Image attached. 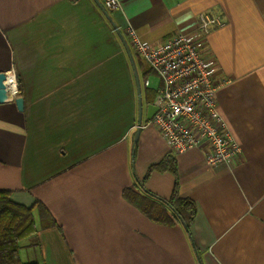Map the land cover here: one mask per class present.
Masks as SVG:
<instances>
[{
  "label": "crops",
  "instance_id": "0c3cea01",
  "mask_svg": "<svg viewBox=\"0 0 264 264\" xmlns=\"http://www.w3.org/2000/svg\"><path fill=\"white\" fill-rule=\"evenodd\" d=\"M201 13L224 23L209 34L205 55L218 67L219 118L242 152L210 166L193 149L173 155L177 175L148 176L171 153L146 121L153 88L141 89L138 128L135 74L114 24L126 40L132 28L158 43L195 31ZM108 14L95 0H0V72H15L24 99L23 111L0 104V190L48 210L47 228L34 210L38 232L21 241V260L264 264V0H120ZM137 179L165 199L178 182L197 207L192 240L182 225L155 223L124 199L128 188L144 192Z\"/></svg>",
  "mask_w": 264,
  "mask_h": 264
},
{
  "label": "built area",
  "instance_id": "2783aa9c",
  "mask_svg": "<svg viewBox=\"0 0 264 264\" xmlns=\"http://www.w3.org/2000/svg\"><path fill=\"white\" fill-rule=\"evenodd\" d=\"M103 7L115 11L120 0H104ZM199 24L190 33H180L163 42L149 44L128 29L131 47L150 73L159 78L154 105L153 123L174 156L200 149L210 166L235 160L242 152V143L230 125L219 118L217 109L218 67L205 55L206 40L213 28L224 25L219 17L201 13ZM11 97L18 96L17 75L7 74ZM148 77L144 81L150 87Z\"/></svg>",
  "mask_w": 264,
  "mask_h": 264
},
{
  "label": "trees",
  "instance_id": "16d2710c",
  "mask_svg": "<svg viewBox=\"0 0 264 264\" xmlns=\"http://www.w3.org/2000/svg\"><path fill=\"white\" fill-rule=\"evenodd\" d=\"M144 70V76L147 77L150 71L147 68ZM20 87L18 81L17 88L21 96ZM153 102L154 100H150V103ZM177 170L176 159L169 154L160 163L151 166L147 172L148 176L154 171L177 175ZM136 183L135 185L140 186L144 192L139 191L135 186L128 188L124 191V199L136 206L155 223L167 226L182 225L192 240L191 227L197 215V207L192 199L180 196L178 182L175 183L176 186L169 199L158 197L146 190L139 179ZM11 197V191L0 190V264H39L38 262L23 263L19 255L20 244L22 240L38 232L34 210H39L38 215H40L44 228H47L43 219L47 216L48 210L39 201H36L34 206L28 207L13 201ZM194 250L196 252L195 248Z\"/></svg>",
  "mask_w": 264,
  "mask_h": 264
},
{
  "label": "water",
  "instance_id": "95a60500",
  "mask_svg": "<svg viewBox=\"0 0 264 264\" xmlns=\"http://www.w3.org/2000/svg\"><path fill=\"white\" fill-rule=\"evenodd\" d=\"M96 3L99 4V8H101L104 13L109 17V19H111L110 15L108 14L107 10L105 9V7H103L104 5L99 1V0H95ZM115 26V29L117 30L116 32L119 34L123 44L124 45V48L128 54V58H130V62L132 64V67L134 70V74H135V79H136V84H137V89H138V95L139 96V117H138V128L142 127L143 123H144V112H143V98H142V92H141V84L139 83L140 82V78H139V74H138V70L137 69V66H136V62H135V59L133 58V54L131 52V48L129 47V45H127V42H126V39L124 38V35L120 32L119 28L114 24ZM8 73L6 72H0V104H4L6 102H9L10 100L14 101L15 104L17 105L18 109L20 111H23L24 109V99L21 97V96H18L16 98H10L11 95H10V92H9V89L7 88L8 87V76H7ZM147 108V115H146V121H149L153 118V116L155 115V113L157 112V108L155 107L154 103H150L148 104V107ZM140 130H138V132L136 133V138H135V142L138 141L139 139V136H140Z\"/></svg>",
  "mask_w": 264,
  "mask_h": 264
},
{
  "label": "rangeland",
  "instance_id": "374dc122",
  "mask_svg": "<svg viewBox=\"0 0 264 264\" xmlns=\"http://www.w3.org/2000/svg\"><path fill=\"white\" fill-rule=\"evenodd\" d=\"M101 3H104V0L101 2ZM108 12H110L109 10H107ZM92 32L93 33H103L104 31L102 30V29H100V28H98L97 29V31H96V29L94 28V27H92ZM128 29H132V28H127V30ZM133 30V29H132ZM127 34V33H126ZM124 35V34H123ZM138 36V35H137ZM124 38L126 39V37L124 36ZM139 38V37H138ZM141 40V39H140ZM165 41V40H164ZM126 42H127V45H129V47L131 48V50H133L132 49V47H131V45H130V43H131V39H130V37H129V35H127V40H126ZM144 42H146V41H144ZM163 42V41H162ZM149 44H156V43H151V42H148ZM159 43V42H158ZM133 52V57L135 58V61H136V64H137V66H138V71H139V78H140V84H141V89H145V85H144V72H143V70H141V68H142V66L140 65V60H139V58L138 57H136L137 55H136V53L134 52V51H132ZM143 60V59H142ZM144 61V60H143ZM142 61V62H143ZM145 63V62H144ZM146 65V64H145ZM15 73V72H14ZM16 75V74H15ZM148 79H149V83H150V88H153V89H156L157 88V86H158V81H159V78L156 76V75H154L153 73H150L149 74V76H148ZM17 82H18V78H17ZM18 96H20V94L18 93ZM17 96V97H18ZM11 99H12V97H10ZM12 101V100H11Z\"/></svg>",
  "mask_w": 264,
  "mask_h": 264
}]
</instances>
